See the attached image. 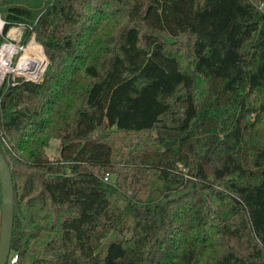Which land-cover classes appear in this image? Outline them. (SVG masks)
<instances>
[{"label":"trees","instance_id":"16d2710c","mask_svg":"<svg viewBox=\"0 0 264 264\" xmlns=\"http://www.w3.org/2000/svg\"><path fill=\"white\" fill-rule=\"evenodd\" d=\"M0 16V45L19 26L48 61L0 85L7 264H264L258 0H0Z\"/></svg>","mask_w":264,"mask_h":264},{"label":"water","instance_id":"95a60500","mask_svg":"<svg viewBox=\"0 0 264 264\" xmlns=\"http://www.w3.org/2000/svg\"><path fill=\"white\" fill-rule=\"evenodd\" d=\"M47 62L43 67L44 72ZM42 77V74H41ZM0 264H7L13 226L14 190L11 170L0 151Z\"/></svg>","mask_w":264,"mask_h":264},{"label":"bare ground","instance_id":"6f19581e","mask_svg":"<svg viewBox=\"0 0 264 264\" xmlns=\"http://www.w3.org/2000/svg\"><path fill=\"white\" fill-rule=\"evenodd\" d=\"M12 35V39L16 40L15 35ZM16 46L11 43V45H7L6 48V57H7V64L5 67L0 68V80L5 73L12 72V69L9 65V59L16 53ZM31 52L38 53L39 55L36 57H31ZM6 59V58H5ZM4 59V63H5ZM45 65L43 53L41 47L35 43L34 41L29 42V44L23 49L22 55L19 57V60L16 64L15 69L13 70L14 73L20 74L25 76L29 80L38 79L43 71V67Z\"/></svg>","mask_w":264,"mask_h":264},{"label":"rangeland","instance_id":"374dc122","mask_svg":"<svg viewBox=\"0 0 264 264\" xmlns=\"http://www.w3.org/2000/svg\"><path fill=\"white\" fill-rule=\"evenodd\" d=\"M22 32H23V29L21 28V27H18L17 28V30H16V33H17V38H16V40L14 41H12L13 42V44L17 47L16 48V52H17V54H16V56L14 55V57H13V60H12V63L14 62V59H16V57L18 58V56L20 57L21 55H22V53H23V50H21V49H24L28 44H29V42H32V41H34L35 42V40H33V39H31L30 41L28 40L25 44H22V41H21V36H22ZM36 43V42H35ZM39 45V44H38ZM40 46V45H39ZM41 47V46H40ZM41 50H42V53H43V57H44V61H45V63L47 62L48 63V61H47V59H46V57H45V55H44V52H43V49H42V47H41ZM39 54L37 53H35V52H31V57H36V56H38ZM18 60H19V58H18ZM16 62H18V61H16ZM12 66V65H11ZM46 69V68H45ZM45 71V70H44ZM44 73V72H43ZM43 73H42V75H43ZM8 74H11L13 77H15V78H18V77H20L21 78V76H19V75H16V74H14V73H8ZM7 74V75H8ZM139 136H141V138H142V142H143V138H144V135H139ZM130 140H136V136H131L130 137ZM125 141H127V139H125ZM124 143V142H123ZM58 148H59V142L57 141V140H53V141H51L50 142V144H49V147H48V149H47V155L50 157V158H54V157H57L58 156ZM110 239H112V234H109L106 238H104L103 240H102V243H101V246H102V249H105V247H106V244H107V242L110 240Z\"/></svg>","mask_w":264,"mask_h":264},{"label":"built area","instance_id":"2783aa9c","mask_svg":"<svg viewBox=\"0 0 264 264\" xmlns=\"http://www.w3.org/2000/svg\"><path fill=\"white\" fill-rule=\"evenodd\" d=\"M258 8L259 9H261V10H264V0H258ZM4 21H3V19H2V17L0 16V35L2 34V32H3V28H4ZM19 27V26H18ZM18 27H14V28H11L8 32H7V34H6V36H5V40H4V42L0 45V68H3V67H5V64H7V57H6V48H7V45H11V43H13L12 41H13V39H12V35L11 34H13V35H15V37L17 38V33H16V30H17V28ZM22 28V27H21ZM31 39H33V38H31ZM30 39V40H31ZM29 40V41H30ZM34 40V39H33ZM15 41V40H14ZM21 50H23V49H21ZM16 54H17V52L14 54L15 56H16ZM14 55L9 59V65H10V67H11V69H12V72H9V73H14L13 72V70L15 69V67H16V64H17V62L16 61H18V58H19V56H18V58L16 57V59H14V62L12 63V60H13V57H14ZM6 58V59H5ZM4 59H5V63L3 62L4 61ZM12 65V66H11ZM7 72L5 73V75H3L2 76V78H1V80H0V85H1V83L3 82V80L5 79V77L7 76ZM14 74H16V73H14ZM42 74V73H41ZM9 75V74H8ZM16 75H19V76H21V78H23L24 80H26V81H31V82H39L40 81V79H41V75H40V77L38 78V79H34V80H29L28 78H26L25 76H22V75H20V74H16ZM18 78H20V77H18ZM15 259H12V262L14 261Z\"/></svg>","mask_w":264,"mask_h":264}]
</instances>
